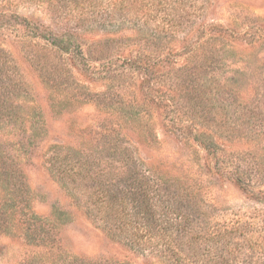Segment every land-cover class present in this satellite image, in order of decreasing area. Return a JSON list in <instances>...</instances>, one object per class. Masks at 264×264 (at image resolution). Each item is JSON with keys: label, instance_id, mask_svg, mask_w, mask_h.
Segmentation results:
<instances>
[{"label": "rangeland", "instance_id": "obj_1", "mask_svg": "<svg viewBox=\"0 0 264 264\" xmlns=\"http://www.w3.org/2000/svg\"><path fill=\"white\" fill-rule=\"evenodd\" d=\"M119 16L72 34L87 61L0 21V264H181L152 250L162 242L156 215L146 232L136 219L133 242L117 228L120 198L109 197L126 187V140L156 176L191 192L179 201L195 215L264 207L253 198L264 199V0H151L139 18ZM186 36L201 49L183 92L170 87L174 64L140 88L144 74L127 61ZM180 118L186 126L177 129ZM212 141L216 157L203 147ZM79 166L84 179L62 173ZM104 195L115 199L108 222L96 208ZM208 246L187 250V264H253L245 246Z\"/></svg>", "mask_w": 264, "mask_h": 264}, {"label": "trees", "instance_id": "obj_2", "mask_svg": "<svg viewBox=\"0 0 264 264\" xmlns=\"http://www.w3.org/2000/svg\"><path fill=\"white\" fill-rule=\"evenodd\" d=\"M7 1L0 0V21L6 23L11 20L15 22V25L21 26L26 33L21 37H24L25 40H30V38L46 40L56 52L87 61L81 45H77L76 41L72 40V34L74 35L77 28L85 29L84 26L87 25L106 28L111 23L113 24V21L118 20V17H122L119 15L139 18L140 6L151 0H9L13 3L12 6L24 4L27 8L34 7L41 13L39 17L33 12L25 15L9 9L5 6ZM161 1L159 0V2ZM179 1L183 0H163V3L173 2L174 5ZM5 19L8 20L4 21ZM63 21L64 25L73 24L69 28L71 32H61L54 28L56 23ZM3 25L5 24H0V27ZM217 25L211 24L210 29ZM192 38L186 36L175 39L170 43L171 46L169 44L167 47L162 46L164 43H156L155 46L150 43L151 52L140 50V61L128 60L127 62L132 68L136 69L139 65L141 75L144 74L140 78V88H148L151 79L156 80L159 84L165 77L166 69L174 64L176 69L175 74L171 77L170 87L178 92L182 91L187 83L185 70L189 60L197 56L198 50L201 49L198 41H194ZM186 122L187 120L184 118L175 119L176 128H183L186 126ZM211 146H215L213 141L208 145L204 144L203 147L209 155L212 154L213 157H216V152H212L210 149ZM124 147L122 159H125V167L128 168L125 171L126 187L121 190L120 195L122 196H110L109 198H120L116 201L118 206H115L113 216L118 221L117 228L126 241H134L132 238L137 232V224L134 226L136 219H139L140 230L146 232L147 222L153 221L157 216L155 225L160 226L158 239L160 238L162 242L154 244L152 250L166 259L187 264L190 257L186 251L194 248L195 251L201 244L209 245V249L219 248V245L231 248L239 245L254 251L253 264H264V207H262L264 199L261 200L253 196L256 202L263 204L262 208L254 207L242 213H229L234 214L233 217L223 214L210 219L209 212L205 208L203 214L195 215L192 207L191 209L187 208L188 206L182 205V202L179 201L180 193L185 196L191 195V192L186 190L187 188H182L178 184L168 185L167 182L156 176L151 168L141 160L137 150L132 149L134 147L130 141L126 140ZM82 168L85 170L84 166H79L62 170V173L67 176H80L81 179H84ZM218 171L220 170L218 169ZM221 172L224 173L225 169ZM232 180L244 190H248L246 186L248 182H245L243 175L236 172ZM171 186L174 187L171 188ZM106 196L95 200L98 202L96 204L97 211L104 222H108L107 209H110L109 204L111 205L115 200L107 199ZM223 217L225 218L222 219ZM148 229L150 230V227ZM140 239H142L141 236Z\"/></svg>", "mask_w": 264, "mask_h": 264}]
</instances>
